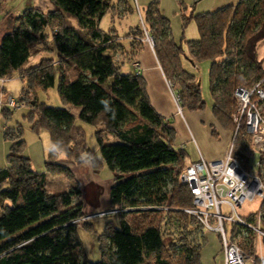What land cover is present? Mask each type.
<instances>
[{"label": "trees", "instance_id": "trees-1", "mask_svg": "<svg viewBox=\"0 0 264 264\" xmlns=\"http://www.w3.org/2000/svg\"><path fill=\"white\" fill-rule=\"evenodd\" d=\"M119 3L129 7L126 0ZM117 7L112 0H38L17 16L13 30L1 41L0 79L24 81L19 99L31 110L33 129H46L54 148L46 161L48 173L38 172L24 154L20 128L5 133L12 145L9 166L0 169V264H172L162 232L164 218L156 216L168 212L195 220L184 212L195 207L191 191L179 182L187 153L174 145L175 130L151 105L143 76L122 73V65L109 53L121 39L115 30L104 31L100 24ZM144 20L181 106L190 111L206 108L197 76L184 69L183 58L194 64L208 61L213 113L224 127L234 128L235 90L252 87L264 77V62L258 55L264 42V0H240L186 16L185 25L194 20L199 31L197 40L187 41L189 56L184 37L179 42L173 38L170 21L157 1L148 6ZM50 36L51 50L32 52L35 43H45ZM127 36L136 41L144 31L137 26ZM40 52L47 56L33 64V56ZM55 85L64 107L49 106L37 98L38 90ZM3 92L6 89L0 85ZM67 107L78 108V116ZM13 112L0 108L6 118ZM77 120L97 129L101 157L94 161L100 167L105 163L114 173L109 191L112 207L127 210L119 213L118 226L107 223L101 234L106 245L100 246L102 257L97 262L82 254L77 227L85 217L84 205L75 204L81 189L58 194L47 189L49 174L72 177L58 156L72 157L71 144L78 138L85 145ZM241 132L235 139L238 147L246 142ZM85 152L91 151L86 147ZM76 158L84 160L81 152L69 159ZM238 236L246 254L255 255V235L242 227ZM204 242L180 246V264H203Z\"/></svg>", "mask_w": 264, "mask_h": 264}, {"label": "rangeland", "instance_id": "rangeland-1", "mask_svg": "<svg viewBox=\"0 0 264 264\" xmlns=\"http://www.w3.org/2000/svg\"><path fill=\"white\" fill-rule=\"evenodd\" d=\"M23 0H12L11 7H16ZM120 0H112L114 4H118ZM132 7V11H127L124 15L123 12L126 8L119 6L112 13H108L101 21L100 28L104 31H109L111 26L115 23L119 33H128L133 28L141 26L140 16L137 10L136 0H126ZM154 1L158 2L159 8L170 21L171 31L173 38L179 42L181 38L184 37V44L188 40H195L198 38L199 31L197 24L194 20L189 21L185 25L184 18L190 17L191 13H205L215 11L219 5L228 6L230 3L237 4L240 0H138L141 12H144V8L147 7ZM226 3V4H224ZM233 3V4H234ZM234 4V5H235ZM10 5V3H9ZM4 7V5H2ZM221 8V7H220ZM219 9V8H218ZM142 28V27H141ZM139 40L141 38H138ZM154 39V37H153ZM141 41V40H140ZM144 43L143 41H141ZM155 42V39H154ZM183 44V45H184ZM41 47L33 46L32 52L35 53L38 49L45 48L47 51L52 48L51 36L45 43H40ZM185 54L189 56L188 46H183ZM38 54L34 55L36 58ZM259 59L264 62V42H262L258 47ZM43 57L47 56V53L43 52ZM119 58V57H118ZM121 59V58H120ZM33 60V59H32ZM36 60V59H35ZM35 62V61H34ZM184 67H189V69L194 70L193 65L190 62L183 61ZM210 64L208 61H202L198 64L195 72L198 79L201 82V89L204 97V92L209 98L210 96V76H209ZM133 69L131 63L126 62L125 67L122 69V73H129ZM70 76L74 73L72 69L68 71ZM25 85L24 81L15 80L13 77L9 80L7 84V92L13 94L15 97H19L22 88ZM39 102L45 103L49 106L64 107V102L62 101L57 85L54 87L43 90L40 89L36 93ZM204 100H206L204 98ZM30 109L24 104V107L14 110L13 114L9 118L0 116V122L5 126V131H0V169L7 168L8 155L12 142L5 137L6 132H15L20 128L22 132V138L25 141L24 154L30 158L32 169L42 173H48L46 169V161L51 150L54 148L49 132L46 129H41L40 131H35L33 129V121L30 118ZM73 115L78 116V108H71ZM36 120V118H35ZM34 120V121H35ZM234 133L236 130L235 123ZM76 127L81 128L83 133L84 142L78 138L75 143L71 144L74 151L72 155L74 156L76 152H81L84 160L80 158L69 159L72 157H67L64 153H60L58 156L61 163L67 165L72 171V177L65 175H51L47 176V189L50 193L58 194L62 192H70L73 188L79 187L82 191L81 197L75 198V204L82 202L84 205L85 217L79 221L81 224L77 227L79 239L82 244V254L84 257L90 261L97 262L101 260L100 246L106 245V240L101 234L103 233L108 222L112 221L117 226L118 215L115 213L116 208H113L110 203L109 191L114 180V173L108 168V166L103 163L100 167L99 163L94 161V158L99 161L101 157L100 148L96 140V128L90 124L76 121ZM239 134V132H238ZM242 136L243 132H241ZM235 135V134H234ZM246 142L240 147L235 145L234 152L240 157H251L252 152L250 150V139L245 135ZM110 142H117V139L112 136H106ZM90 150V153L85 152V149ZM258 159V156H255ZM74 160V162H72ZM264 165V163H263ZM183 170V168H182ZM260 175L264 178V170L260 171ZM171 187V186H169ZM259 202H249L242 206L239 211L241 216L248 217L252 213L258 210ZM223 211L227 214L230 213L226 206H223ZM186 215L190 216L185 212ZM163 217L162 232L165 236V242L168 246L167 251L170 254V259L172 264H180L181 256L179 247L187 243H201L204 239V245L202 248V262L203 264H224L223 250L221 237L218 233L203 230V226L194 217L195 220L182 219L184 215L178 214H162L157 215L159 219ZM193 218V216H192ZM93 227V230H88V227ZM226 229L229 237L235 240L239 245L241 238L238 236L240 229L237 226H230L226 224ZM237 235V236H236ZM257 235V234H256ZM257 239V238H256ZM262 241L258 237L256 243ZM176 244V245H174ZM264 244V240H263ZM241 247V246H240ZM241 249H243L241 247ZM256 251L260 254L262 252V246H257ZM177 252V253H176ZM253 255L252 257H254ZM83 258V255L81 256Z\"/></svg>", "mask_w": 264, "mask_h": 264}, {"label": "built area", "instance_id": "built-area-1", "mask_svg": "<svg viewBox=\"0 0 264 264\" xmlns=\"http://www.w3.org/2000/svg\"><path fill=\"white\" fill-rule=\"evenodd\" d=\"M144 36L140 39L154 50L155 42L148 30L144 17L138 10ZM136 69L140 65L135 63ZM8 80L0 79L3 88ZM170 86H172L169 83ZM236 107L233 121L236 126L232 144L226 156L212 162L202 157L186 166L179 176V182L186 185L193 196L194 208L184 212L195 217L207 231L218 233L221 237L224 264H264V229L262 227L264 207V178L260 171L264 170V77L252 87L239 86L234 93ZM178 112H182L180 96L175 95ZM24 107L19 97L9 92L0 94V108L17 110ZM1 116V114H0ZM0 122V131H5ZM240 129L250 139L251 157H240L234 152L235 139ZM255 156L259 158L256 159ZM258 201L256 212L248 217L240 214L246 203ZM226 206L229 214L223 211ZM121 207L115 213L125 212ZM244 227L255 235V247L262 246V252L255 251L249 256L240 245L229 237L226 224ZM257 234V235H256ZM258 237L262 240L258 241ZM257 238V239H256Z\"/></svg>", "mask_w": 264, "mask_h": 264}, {"label": "crops", "instance_id": "crops-1", "mask_svg": "<svg viewBox=\"0 0 264 264\" xmlns=\"http://www.w3.org/2000/svg\"><path fill=\"white\" fill-rule=\"evenodd\" d=\"M37 1L38 0H23L20 1L18 6L11 7L12 0H0L1 5H4V7H0V45L4 35L13 30L17 16L26 9L34 7ZM233 3L230 4L234 5L235 3ZM136 4L137 10L141 12L138 0H136ZM117 5L118 7H125L121 3H118ZM128 5L129 7L126 8V11L122 13L123 15L127 11L130 12L133 10L129 3ZM145 6L144 12H141L144 19L146 10L148 8L147 5ZM222 6L223 5H219L215 10ZM111 30H115L120 36L121 40H119L118 44L114 45V47L109 50V53L114 57L116 62L122 65V69L125 67V63L129 62L133 67L129 73H138L143 76L146 84L147 95L151 105L156 110V112L164 118L165 122L169 123L170 126L175 130L176 136L174 145L177 148L183 149L187 153V158L181 167L184 169L186 166L197 161L201 157L207 162L224 158L232 144L234 129L232 127H224L214 115V101L211 92L209 98H207L204 92L203 98L206 99V108L204 110L190 111L187 108L181 106L182 112L179 113L178 105L175 100L177 91L173 86L169 85L170 82L163 72L155 51L152 50L147 44L142 43L138 37H135L136 41H134L133 36H127L131 31L134 30V28L128 33L123 34L119 33L117 26L114 23L109 31ZM193 38H199V35L198 37ZM36 45L39 48L41 47L40 42L34 44V46ZM183 46L187 47V42H185ZM42 55L43 52H40L36 58H32V63H38L39 60L43 58ZM183 61L190 62L194 68V70L191 71L189 67H186V65L184 67L183 64L184 69L196 75L195 70L199 63L194 64L186 57L183 58ZM135 63L140 65V69H136L134 66ZM15 80L19 81V78L15 77ZM198 80L199 79L197 77V82ZM8 82L9 81L4 84L5 88H7ZM67 109L71 110L70 107H67Z\"/></svg>", "mask_w": 264, "mask_h": 264}, {"label": "water", "instance_id": "water-1", "mask_svg": "<svg viewBox=\"0 0 264 264\" xmlns=\"http://www.w3.org/2000/svg\"><path fill=\"white\" fill-rule=\"evenodd\" d=\"M197 84H198V86H201V82H200V80H198Z\"/></svg>", "mask_w": 264, "mask_h": 264}]
</instances>
